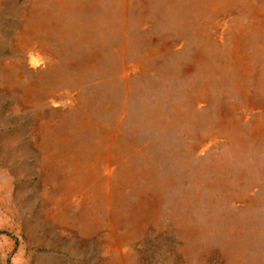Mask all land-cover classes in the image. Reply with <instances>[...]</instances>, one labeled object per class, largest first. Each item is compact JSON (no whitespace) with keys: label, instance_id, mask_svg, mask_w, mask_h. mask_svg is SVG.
<instances>
[{"label":"bare ground","instance_id":"obj_1","mask_svg":"<svg viewBox=\"0 0 264 264\" xmlns=\"http://www.w3.org/2000/svg\"><path fill=\"white\" fill-rule=\"evenodd\" d=\"M135 3L130 9L131 19L152 18L166 32L188 39L198 30L205 31L207 22L215 26L226 12L223 6L210 5V0ZM121 8L120 0H42L35 8L25 7L17 31L8 39L13 50L10 57L0 59V93L12 99L7 103L8 113L0 116V121L10 125L0 133V143L4 141L0 153L8 166L19 169V173L12 172L14 177L28 175L30 165H34L36 184L20 187L29 190L23 199L25 205L38 202L31 217L25 218L29 238L33 243L50 242L81 264H214L217 260L220 264H241L240 254H230L231 239L251 237L224 239L223 248L229 256L224 263L225 255L214 246L227 222L219 217L224 203L212 201L203 206L199 192L189 194L184 185L180 166L185 153L179 127L185 126L183 115L174 124V133L163 135L170 119L152 120L153 109L163 110L160 104L152 106L147 101L146 106H134L131 115L141 119L136 125L146 126L148 131L143 142L151 137L155 147L163 150L159 154L163 161L158 165L135 169L126 165V155L110 149L121 138V114L131 88L129 70L140 66V60L127 62L121 57L117 61L115 56L120 53L118 44L124 41L119 31ZM202 47H190L188 59H200ZM108 57L115 59L109 61L112 65L115 61L112 73H108ZM93 66L96 73L71 74ZM112 84L123 85L120 88L123 93L127 89L125 96ZM63 96L70 104L66 111L45 110L47 103L58 108ZM164 105L167 110L168 105ZM25 120L32 125H22ZM105 124L111 127L110 132L94 144L89 140L95 135L94 129ZM31 137L32 146L25 142ZM130 147L128 153L139 150L135 145ZM29 153L32 161L27 160ZM222 194L228 195L226 191ZM261 195L254 208L248 205L244 211L259 213L258 228L264 227ZM251 252L254 255L249 264H264V250L256 246Z\"/></svg>","mask_w":264,"mask_h":264},{"label":"rangeland","instance_id":"obj_2","mask_svg":"<svg viewBox=\"0 0 264 264\" xmlns=\"http://www.w3.org/2000/svg\"><path fill=\"white\" fill-rule=\"evenodd\" d=\"M30 1L0 0V59L10 57L12 53L13 47L9 46L8 39L17 31L22 11L25 7L35 8L37 2H42ZM120 1L122 13L119 17L122 18L119 31L124 41L118 44L120 53H115V56L117 61L121 57L127 62L140 60V66L129 70L131 88L127 94L128 104L121 114V138H117L110 149L120 156L126 155V165L135 169L153 163L158 165L159 160L163 161L159 156L163 150L157 145L155 147L151 137L143 142L148 131L146 126L136 125L141 119L131 115L134 106H146L147 101L152 106L160 104L163 110L153 109L155 115L152 120L166 118L168 122L170 119L163 135L171 136L174 124L183 115L185 126L179 127L183 133L185 153L184 164L180 166L184 185L189 194L199 192L203 206L212 201L224 203V212L219 217L227 222L219 231L214 246L225 255V263L229 256L224 251L223 240L227 241L228 236L249 235L251 240L241 236L236 241L231 239L233 245L229 249L231 255L240 254L241 264H249V258L254 255L251 251H255L256 246L264 250V227H257L259 213L251 209V213H244L248 205L254 208V203L260 200V193L264 197V0H230L229 3L210 0V5L223 6L226 12L215 26L206 21V30L194 32L191 39L166 32L152 18L131 19L130 9L139 0ZM193 46H200L204 51L196 62L188 59ZM113 59L107 60L108 64ZM110 65L107 66L108 73H112L113 65ZM78 71L71 74L97 72L96 66ZM13 85L20 86L18 82ZM112 87L118 92L123 85L112 84ZM120 91L125 96L127 89L124 88V93L122 89ZM169 94L172 97L165 96ZM8 99V94L0 93V116L8 113L7 103L12 97ZM164 104L168 105L167 110ZM69 106L68 97L63 96L58 101V108L47 103L45 110L66 111ZM21 124L26 127L32 125L27 120ZM7 127L10 125L0 121V133ZM110 129L108 124L100 125L89 140L98 144L100 139H106ZM32 139L25 142L35 145ZM119 143L124 146H117ZM0 144L4 145L3 139ZM131 144L139 150L133 149V153H128ZM4 158L1 159L0 153V264L77 263V258L50 242L33 243L30 240L25 218L31 217L38 202L33 206L25 205L23 199L29 190L26 192L20 187L27 183L33 187L37 174L31 164L28 175L14 177L12 172L19 173V169L8 166ZM28 159L33 160L31 153ZM156 168L164 172L160 166ZM222 191L228 195L222 196ZM32 193L35 195L34 191ZM128 194L132 196L133 192ZM201 216L204 217L205 213ZM214 264L220 262L217 260Z\"/></svg>","mask_w":264,"mask_h":264}]
</instances>
